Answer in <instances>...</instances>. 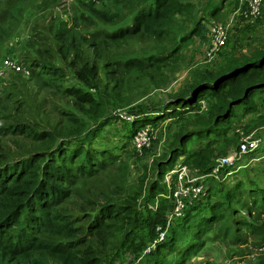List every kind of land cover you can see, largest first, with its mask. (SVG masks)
I'll return each mask as SVG.
<instances>
[{
    "label": "trees",
    "instance_id": "trees-1",
    "mask_svg": "<svg viewBox=\"0 0 264 264\" xmlns=\"http://www.w3.org/2000/svg\"><path fill=\"white\" fill-rule=\"evenodd\" d=\"M11 1L0 0V8ZM226 1L211 0L207 17L217 19ZM52 5L30 7L45 17L35 15L20 51L29 78L12 77L9 107L0 109V264H136L142 256L150 264H188L207 241L263 249L264 161L224 182L209 180L216 186L170 223L167 239L155 241L166 234L172 209L162 197L165 174L177 165L207 174L237 144L239 135L228 140L237 112L256 111L264 42L195 68L163 106L128 111L127 140L110 142L105 128L119 121L113 113L137 93L169 84L163 70L173 71L182 49L205 36L207 18L195 19L192 0H113L105 7L79 2L69 23L47 21ZM10 12L11 22H20L14 19L22 6ZM29 82L34 89L22 91ZM48 93L60 100L49 114ZM167 119L180 120L176 132L153 160L151 180L144 166L132 187L122 160L128 143L139 129ZM255 264H264V254Z\"/></svg>",
    "mask_w": 264,
    "mask_h": 264
},
{
    "label": "rangeland",
    "instance_id": "rangeland-1",
    "mask_svg": "<svg viewBox=\"0 0 264 264\" xmlns=\"http://www.w3.org/2000/svg\"><path fill=\"white\" fill-rule=\"evenodd\" d=\"M113 0H50L52 7L49 8L47 21L50 17L58 18L67 23L70 22L71 17L75 14V7L79 2H86L90 4H96L98 7L111 6ZM196 6L195 19L206 16L204 25L208 28L209 24L216 22L222 24L226 28L227 39L224 48L216 56L208 55V33L206 32L203 38L194 37L191 42L182 49V53L178 59V63L171 69H164L163 73L169 77V84L162 88H150L146 96L139 95L137 93L135 101L126 108L117 109L114 114L122 115L126 114L130 110H134L139 106H145L146 108H156L163 106L169 99H171L176 92L180 91L185 81L192 70L195 68H202L205 66L214 67L218 64V61L222 56L229 54L244 53L248 54L254 50L257 46L264 42V6L261 17L253 24H248L241 16L243 7L240 4V0H227L222 6V12L217 19H210L208 16V9L206 6L211 0H192ZM221 0H212V4L218 6ZM44 0H13L5 8H0V109L9 107L6 94V88L12 77L23 76L24 79L29 78V75L25 74L24 68L21 67V71H13L10 67H7L4 62L10 61L12 64H21V48L23 43L27 39L29 30L33 26L32 22L35 15L32 13L33 6L41 4ZM22 6V14L16 17L21 19L20 22H11L10 8H16ZM206 9V10H205ZM49 16V18H48ZM45 17L43 13L39 14V18ZM10 32V33H9ZM9 33L7 36H5ZM130 49L138 50L135 45L130 44ZM127 50V49H126ZM159 78V76H156ZM34 88L31 82L26 83L22 91L30 92ZM5 91V92H4ZM42 93L38 95V99L41 98ZM252 100L256 105V111L246 116H241L240 111L237 112L238 117L231 125L228 132V140L234 142L241 132H247L250 129H256L261 124H264V90H257L252 94ZM47 101L45 103L46 110L51 113V108L54 105H60V100L57 97L46 94ZM140 98V99H139ZM138 99V100H137ZM134 108V109H133ZM118 122H114L109 127L105 128L106 136L110 138V142L116 140H127V128L126 123L128 121L124 118L118 117ZM180 120L167 119L165 121L158 122L155 126H146L149 129L150 145L144 148L141 152H137L132 142L128 143V156L125 155L122 160L130 166L129 169V184L132 187L137 186V182L143 172V167L148 169V179L151 180L152 162L155 159H159L166 151L167 144L170 141L171 135L176 132ZM145 127V128H146ZM264 144V133L262 134ZM2 141V138H0ZM264 147L258 152L253 153L246 159H242L237 162L234 172L241 171L243 168L254 169L257 163L264 160ZM262 164V163H260ZM190 172L193 169H188ZM168 174V173H167ZM167 174L164 176L166 177ZM165 184V178L163 179ZM207 190L214 188L216 185L207 180L204 181ZM144 198V194L138 200L139 203ZM166 234L163 232V240L167 239L169 232ZM165 238V239H164ZM252 242V238L249 239ZM149 253V252H144ZM264 254V248L257 251L250 247V244L243 246L231 245L230 243L222 244L220 242L207 241L206 245L198 256L192 259L188 264H255L257 259ZM151 257L142 256V258L136 262V264H150Z\"/></svg>",
    "mask_w": 264,
    "mask_h": 264
},
{
    "label": "built area",
    "instance_id": "built-area-1",
    "mask_svg": "<svg viewBox=\"0 0 264 264\" xmlns=\"http://www.w3.org/2000/svg\"><path fill=\"white\" fill-rule=\"evenodd\" d=\"M240 4L243 7L241 16L248 24L253 25L262 15L264 0H240ZM207 33L209 41L208 55L216 56L226 44V28L222 24L212 22L207 28ZM4 64L13 71H21V64H12L7 60ZM25 74L28 75L27 72ZM204 105V102H201L202 108H204ZM114 115L119 118L122 117L128 122L133 121V117L127 113L124 114V117L122 115ZM263 133L264 125L254 129L250 133L241 132L236 146L231 147L226 155L217 157L213 161L210 171L207 174H201L197 170L190 172L188 167L182 165H177L168 174L166 173L167 176L164 178L167 192L162 197L170 200L172 203V209L167 216V227L175 219L181 218L184 210L205 194V180H212L219 183L226 181L231 173L234 172L237 162L245 156H250L262 149L264 145L262 139ZM149 145V129L147 127L139 129L133 137V146L136 151L141 152ZM226 169L227 171H225ZM163 237V232H160L155 243L161 242ZM154 247L155 244L147 248L146 252L154 249Z\"/></svg>",
    "mask_w": 264,
    "mask_h": 264
},
{
    "label": "crops",
    "instance_id": "crops-1",
    "mask_svg": "<svg viewBox=\"0 0 264 264\" xmlns=\"http://www.w3.org/2000/svg\"><path fill=\"white\" fill-rule=\"evenodd\" d=\"M263 147H264V145H263ZM264 158V157H263Z\"/></svg>",
    "mask_w": 264,
    "mask_h": 264
}]
</instances>
